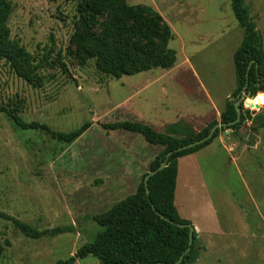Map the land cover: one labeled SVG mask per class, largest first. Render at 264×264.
Masks as SVG:
<instances>
[{"label": "rangeland", "instance_id": "rangeland-1", "mask_svg": "<svg viewBox=\"0 0 264 264\" xmlns=\"http://www.w3.org/2000/svg\"><path fill=\"white\" fill-rule=\"evenodd\" d=\"M8 25L34 57L36 77L18 76L0 59V107L25 121L70 132L90 129L72 143L42 130L22 129L0 112V211L38 230L71 226L70 232L33 239L0 218V238L9 241L0 264H55L76 254L101 230L94 217L134 194L164 147L140 134L107 130L104 124L157 117L176 120L157 131L193 136L220 121L237 88L234 55L244 30L231 0H127L163 16L177 52L168 69L120 78L100 72L95 60L81 64L71 37L77 2L9 0ZM263 36L264 0H244ZM110 18L95 15L100 33ZM264 93V92H260ZM249 99L255 103L258 99ZM249 108L238 129L221 130L202 150L179 159L175 205L197 226L193 264H264V102ZM191 114H194L190 117ZM90 255L75 264H99Z\"/></svg>", "mask_w": 264, "mask_h": 264}, {"label": "trees", "instance_id": "trees-1", "mask_svg": "<svg viewBox=\"0 0 264 264\" xmlns=\"http://www.w3.org/2000/svg\"><path fill=\"white\" fill-rule=\"evenodd\" d=\"M58 1V0H52ZM77 2L80 14L71 42L81 64L95 60L97 69L117 78L132 76L153 68H171L177 60V52L169 46L174 34L161 13L149 5L131 6L127 0H65ZM233 12L244 30V38L235 52L237 88L227 100L220 121L213 120L193 136L177 137L172 133L157 131L139 121H117L104 124L107 130H125L142 135L145 140L164 149L150 164V171L157 170L163 162L166 167L151 176L149 194L144 174L136 192L115 204L107 212L94 217L101 230L95 238L80 247L76 254L58 260L55 264H75L78 259L90 255L99 264H193L199 256L198 231L194 229V242L189 246L191 228L189 219L183 218L175 205V192L179 174V159L196 153L210 145L221 130L238 129L250 116V110L241 102V119L238 123L218 129L213 138L195 147L176 151L182 146L206 137L217 123H231L237 119V103L243 93L255 98L264 92L263 36L250 15L244 0H231ZM12 12L9 0H0V59H5L15 73L26 81L36 77L33 55L11 38L8 20ZM108 12L110 18L98 34L93 29L95 15ZM250 67V68H249ZM264 102V93L258 95L256 104ZM22 129L42 130L51 138L72 143L92 126L86 122L70 132L56 131L37 121L25 122L14 109L0 107ZM174 153L167 159L169 152ZM164 216V218L161 217ZM0 218L11 221L25 236L40 239L55 237L72 231L71 226L38 230L20 219L0 211ZM182 225V226H180ZM9 241L0 238V259ZM190 247L188 252L187 249ZM184 258L177 263L181 256Z\"/></svg>", "mask_w": 264, "mask_h": 264}, {"label": "water", "instance_id": "water-1", "mask_svg": "<svg viewBox=\"0 0 264 264\" xmlns=\"http://www.w3.org/2000/svg\"><path fill=\"white\" fill-rule=\"evenodd\" d=\"M249 68H250V67H249ZM246 98H247V97H246V94L243 93V95L241 96V99L239 100V102H238L237 105H236V106H237V119H236L235 121H233V122H231V123H228V124H225V123H217L216 125H214V126L212 127V129L210 130L209 134H208L206 137H204V138H202V139H199V140H197V141H194V142H192V143H190V144H187V145H185V146H182V147H180L179 149H177L176 151H182V150H185V149H189V148L195 147V146L200 145V144H202V143H205V142L208 141L209 139L213 138L215 132H216L218 129H220V128H222V127H225V126H231V125H234V124L238 123V122L240 121V119H241V115H242V110H241L240 107H239V105H240L241 102H243L244 105H248L249 108H257V109L260 108V104L249 103L250 100H249V99L247 100ZM173 153H174V151L167 153V155H166L167 159H168ZM165 167H166V163L163 162V163L161 164V166H160L157 170H155V171H149L148 174L145 176L144 183H145L146 191H147L148 194H149V188H148V182H149V179L151 178V176L155 175L158 171L163 170ZM161 217L164 218L163 215H161ZM180 226H182V225H180ZM194 229H196V227H195V226H192V228H191V235H190V241H189V246H190V247L192 246V244H193V242H194V237H193V231H194ZM190 247L187 249L186 252H188V251L190 250ZM183 258H184V255L181 256V258L179 259V261H177V263H181L182 260H183Z\"/></svg>", "mask_w": 264, "mask_h": 264}, {"label": "crops", "instance_id": "crops-1", "mask_svg": "<svg viewBox=\"0 0 264 264\" xmlns=\"http://www.w3.org/2000/svg\"><path fill=\"white\" fill-rule=\"evenodd\" d=\"M194 114H191L190 117H192ZM167 118H163V117H157L154 119V122H152L151 124L154 126V127H166L167 125L169 124H172V123H175L176 120H166ZM152 126V127H153ZM195 226V225H194ZM196 227V230L198 231V228L197 226ZM198 234H199V231H198Z\"/></svg>", "mask_w": 264, "mask_h": 264}]
</instances>
